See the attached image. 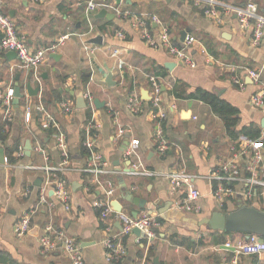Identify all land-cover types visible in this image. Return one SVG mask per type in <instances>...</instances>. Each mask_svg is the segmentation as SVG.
<instances>
[{
  "label": "crops",
  "instance_id": "obj_1",
  "mask_svg": "<svg viewBox=\"0 0 264 264\" xmlns=\"http://www.w3.org/2000/svg\"><path fill=\"white\" fill-rule=\"evenodd\" d=\"M87 1L3 0V13L11 19L17 35L25 39L31 51L52 46L63 36L67 39L53 53H48L40 65V87L34 82L32 72L19 68L17 58H8L9 52H0V126L10 124L9 128L4 126L7 137L4 143H0L1 148H6L4 154L7 159V164L0 165V264H72L61 244L49 254L40 252L38 239L49 223L55 229L65 231L78 244L84 264H107L103 242L108 237L117 238L120 224L115 222L110 231L105 229L95 206L101 195L90 187L92 175L80 172L91 161L89 153L87 157L80 155V147L84 143L82 133L91 120L98 128L93 151L105 163L101 179L113 181L116 187L112 200L114 209L131 218L135 212L137 218L147 216L155 221L152 227L155 237L150 243L145 240L137 242L133 234L120 241L127 254L121 264H264V254L240 256L221 248V243L244 239L242 236L214 234L203 228L195 231L193 225L170 214L177 211L174 204L183 196V191L171 193L165 177L169 172L186 176L201 194V214L183 213L186 216L204 218L215 211L232 212L240 201L264 211V176L261 177L263 184L247 198L244 183L235 182L232 186L234 194L219 206L212 196L213 183L209 174L218 164L232 158L229 148L233 141L207 104L169 95L177 84L187 93L199 89L227 102L239 111L237 131L250 125L260 131L258 140L264 157V129L260 126L264 110L252 107L250 98L258 88L244 71L248 68L259 72L264 85V40L259 46H253L249 32L238 28L234 15H223L217 22L181 0H131L129 5H120V9L128 14L121 19L114 17L112 21L97 19V12L93 16L95 31L87 39L91 41L101 36L102 42L91 44L97 50L92 58L95 71L88 90L93 102L99 100L105 105L94 108L93 112L88 111L86 120V107L77 110L75 96L70 92L74 95L81 92L84 96L91 76L90 65L77 37L87 29L83 16ZM220 1L234 6L254 1L259 12L264 13V0ZM151 16L167 28L171 40L178 46H181L180 33L190 28V35L196 39L191 49L196 63L194 69L183 67L163 51L147 46L141 36L139 19L142 17L146 21L155 38L161 29L159 24L150 21ZM118 31L125 33V40L116 39ZM223 34H227V40L223 39ZM119 60L123 62L121 72L117 70ZM162 60L174 63V70H165L160 64ZM104 66L112 71L113 87L106 86L103 75L98 71ZM161 69L166 73L165 78L160 77L166 116L158 122L150 105L147 76L155 75ZM16 75H19L18 85L22 94L19 104L22 100L23 106L14 108L12 102L9 106L4 103V96L14 89ZM86 75L89 78L84 83ZM240 78L243 85L235 83ZM27 85L38 88L37 95L28 96ZM53 92L58 94L59 100H54ZM131 98L138 102L132 109L127 108ZM38 101L65 134L70 162L62 174L54 173L52 179L63 177L67 182L70 208L65 210L57 204L51 212L38 209L31 219L30 233L17 239L13 233L14 223L37 208L39 198L40 186H35V182L38 179L42 182V175L31 167L42 166L44 162L56 167L61 159L54 134H46L48 130L55 132V129H44L41 117L35 112L30 123L23 120L26 104L35 106ZM64 102L71 108L70 113L63 110L61 104ZM35 118L38 123H35ZM159 127L171 144L163 156L155 147V133ZM27 142L31 147L29 156L24 150ZM18 147L23 150L20 158L16 156ZM8 158L15 162H9ZM247 163L246 159L240 160L242 177L248 175ZM126 193L144 200V208L128 202L124 197ZM48 195L51 197V191ZM169 205L170 210L159 215Z\"/></svg>",
  "mask_w": 264,
  "mask_h": 264
},
{
  "label": "built area",
  "instance_id": "obj_2",
  "mask_svg": "<svg viewBox=\"0 0 264 264\" xmlns=\"http://www.w3.org/2000/svg\"><path fill=\"white\" fill-rule=\"evenodd\" d=\"M185 3L192 4L200 10V12L220 22V17L227 14L235 16L238 28L243 32H249L250 42L253 46H259L264 40V13L259 12V8L254 1H250L243 6H234L224 3L220 0H181ZM123 2H121L122 4ZM120 4V5H121ZM120 5H116L114 1L108 2L106 0H88L84 6L83 16L87 24V29L82 34H77L84 56L90 65L91 76L86 84V92L83 96L86 109L90 112L94 111L93 97L90 94L88 87L93 81L94 67L92 58L97 50L96 47L91 46L88 37L95 31L94 14L102 9L114 15L119 19L125 17L128 13L120 9ZM3 0H0V52H13L16 54L19 68L22 70L30 71L33 74L34 82L38 87L41 86V79L39 77V67L48 53H53L59 46H61L67 39V36L59 38L56 44L31 51L27 46L25 39L17 35L15 26L11 19L2 11ZM143 17V16H142ZM139 19V26L141 28V36L145 40L147 46L163 51L168 57L173 58L183 67L194 69L196 63L194 61L191 49L196 43V39L190 34L187 35L182 46L173 44L168 30L162 23L155 17H149L150 21L159 24L161 29L159 35L155 38L151 35L146 26V21L143 18ZM117 40H125V33L118 31L115 33ZM123 62L121 60L117 63V70L122 71ZM245 76L257 86V91L251 96L250 103L252 107L264 110V85L261 81L259 72L251 69H244ZM147 83L149 85L150 105L156 112L157 121L160 122L166 116L162 106V87L163 82L160 77L153 74L147 76ZM235 83L243 85V79H236ZM13 90H9L4 96V103L9 106L13 100ZM66 113L71 112V108L67 103L61 104ZM138 105L136 99L131 98L127 102V108H134ZM37 113L41 119V126L48 130L54 128V138L56 147L60 153V162L56 167L50 166L44 162V165L31 168L39 171L42 175V182L39 187V198L36 205L30 212L24 214L13 225V233L17 239H21L30 233L31 219L37 213L38 209L43 208L47 211H52L57 204H61L65 210L70 208V194L67 182L63 177L53 180L54 173H63L69 165V150L65 141L64 132L57 126L52 115L44 108L43 104L38 101L35 106L26 104L23 109L24 122L30 123L32 120V113ZM97 126L93 121H89L84 127L85 140L83 146L90 155V163L80 170L81 173H90L92 175L91 188L96 189L101 197L100 201L95 204L99 210L101 220L105 224V229L110 231L115 222L120 224V232L117 238H106L103 242L104 257L107 264H116L126 257V250L120 241L131 235L134 229H138L144 238H136L137 242L145 240L150 243L155 235L152 227L155 221L147 216L141 218H131L114 209L112 200L115 194V184L111 180L101 179L102 167L105 165L101 158L97 156L93 149L96 143L95 132ZM155 147L160 156L169 151L171 144L165 139L160 127L155 133ZM38 150V148H37ZM232 154L230 160H226L216 166L209 174V180L213 183L212 196L217 201L219 206L226 199L234 194L232 186L235 182L244 183L245 197H250L252 191L263 184L261 177L264 176V157L262 152V145L258 139H248L239 137L233 141L232 146L229 148ZM18 158L23 156V150L18 147L16 152ZM247 160L246 172L247 176L242 177L240 169V160ZM46 161V157H45ZM4 164H7V159H4ZM168 180L169 191L173 194L183 191V196L180 197L178 202L174 204V208L182 213L191 215H200L202 208L199 204L202 198L201 194L190 182L189 178L181 174L165 173ZM51 191V197L48 192ZM44 234L38 239L39 250L42 254H49L55 250L58 244L63 246L64 254L72 264H84L82 252L78 244L63 230L55 229L50 223L45 225ZM225 249L233 248V252L240 256H259L264 254V240L256 235H250L244 239L228 240L221 245Z\"/></svg>",
  "mask_w": 264,
  "mask_h": 264
},
{
  "label": "water",
  "instance_id": "obj_3",
  "mask_svg": "<svg viewBox=\"0 0 264 264\" xmlns=\"http://www.w3.org/2000/svg\"><path fill=\"white\" fill-rule=\"evenodd\" d=\"M108 1H114L116 5H120L121 2L125 5L131 4V0H108ZM97 19H107L108 21H112L114 19V15L111 13H108L105 9H102L98 12L96 15ZM191 30L190 28H186L180 33L179 43L182 46L185 38L188 34H190ZM223 39L227 40V34L222 35ZM2 38V36H1ZM102 38L101 36H97L95 39L89 41L90 44H101ZM55 58V56H52ZM8 58H16V54L13 52H9ZM160 64L163 65L164 69L172 72L175 68V64L169 61H160ZM98 71L103 75L104 77V83L107 87H113L115 85V82L113 81V74L110 69H108L106 66L104 68H98ZM43 79L45 77H42ZM15 81L17 82L15 84V87L13 89V101L12 105L14 108H17L19 105V99L22 98L21 94V87L18 85L19 81V75L15 76ZM39 89L38 88H32L31 85L26 86V92L28 96H35L37 95ZM72 96H75V107L77 110H83L85 109V102L83 98V93H78L74 95L72 92H70ZM219 96V94H217ZM94 106L95 108L99 109L102 108L105 104L104 102H100L99 100H94ZM260 126L262 129H264V118L260 122ZM5 149L0 147V165L4 164L5 159ZM25 155L29 156L31 147L29 143H25L24 146ZM77 158V156L75 157ZM41 183V179L36 180L35 186L39 187ZM125 199L136 206L137 208H144L146 202L144 200H140L138 198L133 197L130 193L124 194ZM171 205L167 207L163 212H159L160 214H164L166 211L170 210ZM175 217H177L180 220H183L186 223H189L190 225H193V229L195 231H198L200 229H204L208 232L212 233H225V234H241V235H256L260 238L264 239V211H260L252 206H246L242 204V202H239V206L236 210L232 212H223V211H215L212 212L209 217L204 218H195L191 216H186L182 212L175 211L173 213ZM132 218H137V214L135 212L132 213ZM132 234L135 235L137 238L143 239L144 236L141 234V232L138 229H134L132 231ZM222 249H225V247H221ZM229 251H233V248L227 249ZM157 259H154V263H156Z\"/></svg>",
  "mask_w": 264,
  "mask_h": 264
},
{
  "label": "trees",
  "instance_id": "obj_4",
  "mask_svg": "<svg viewBox=\"0 0 264 264\" xmlns=\"http://www.w3.org/2000/svg\"><path fill=\"white\" fill-rule=\"evenodd\" d=\"M174 45L178 46L177 43L172 41ZM162 71H159L155 74L157 77L165 78L166 73L164 69H161ZM89 75H86L83 78V82L86 83L88 81ZM169 95L174 97L175 99H193V100H198L201 101L205 104H207L210 107L211 112L217 116L223 123L224 129L226 133L229 135V137L232 139V141L236 140L240 136H243L248 139H259L260 137V131L253 127L252 125L248 127H243L240 129V131H237L236 128L239 124V111L228 104L227 102L221 100L220 98L216 97L215 95L211 93H207L205 91L201 90H195L194 92L187 93L186 89L182 86H178L177 84L174 85L169 92ZM52 97L54 100H59L58 94L55 92L52 93ZM22 99V98H21ZM20 106H23L22 100H20ZM88 110H85V119L87 120L89 115H88ZM35 123H38L37 118L34 119ZM39 125V124H38ZM4 126L7 128L10 127V124H5L3 127L0 126V143H4L7 137V130H5ZM2 130L4 132H2ZM54 131L53 130H48L46 132L47 135H53ZM82 140L84 141V134L82 133ZM6 150V149H5ZM80 155L82 157H87L88 152L87 150L81 146L80 147ZM9 162L14 163L15 160L12 158H8ZM58 175V174H57ZM217 234V233H214ZM219 234V233H218ZM225 233H221V235H224ZM230 235V234H226ZM233 235H239L242 236L243 238L247 237L246 235H241V234H233ZM264 240V239H263ZM233 241V240H232ZM220 244V243H219ZM223 244V243H221ZM116 264H121V262H117Z\"/></svg>",
  "mask_w": 264,
  "mask_h": 264
}]
</instances>
